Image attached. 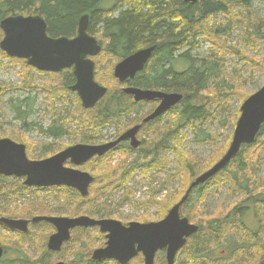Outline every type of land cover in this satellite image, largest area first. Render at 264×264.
Wrapping results in <instances>:
<instances>
[{"label": "trees", "instance_id": "obj_1", "mask_svg": "<svg viewBox=\"0 0 264 264\" xmlns=\"http://www.w3.org/2000/svg\"><path fill=\"white\" fill-rule=\"evenodd\" d=\"M253 3L264 4V0H198L194 4H187L184 0H0V22L11 16L39 14L48 23V32L52 37L73 38L76 36L80 17L89 15L90 33L93 35L99 31L103 32V37L109 39L105 49L112 52L117 63L140 50L156 47L149 67L138 76L134 84L142 89L176 92L184 97L181 104L171 113L170 121L165 122L162 118L143 125L141 133L144 131L148 133L141 135L140 148L136 151L131 148L121 151L120 154L128 157H125L116 169L110 167L116 155L109 158L107 163L105 162L107 156L95 159L99 165H93L92 168L99 173L95 176L94 184L85 198L72 189L39 190L24 186L22 179L0 176V219L4 217L32 220L35 217L52 215L53 209L41 200V192H45L46 196L56 202H63L61 211L70 218L86 215L99 216L103 219L107 217L108 212L101 198L113 197L121 190H126L124 198H128L130 190L127 187L139 171H143L144 176L157 169L162 173L166 172L168 176L160 184L162 187L173 182L181 183V186L187 184L190 187L198 177L212 169L227 151L220 155L223 156L219 160L202 162L189 156L183 145L187 134L196 132V123L206 124L207 121L213 120L208 111L209 107L218 102L226 103L230 98V95L224 96V92L209 97L208 91L212 88L211 80L217 82L219 77H222L223 82H226L223 69L218 67L220 66L218 58L222 60L221 54L230 48H226V43L220 39L225 35L227 42H231L233 27L241 20V15L245 14L237 11L239 8L247 12L246 21L253 27L248 29L252 35L251 39L245 35L242 42L246 43L247 47H254L258 41H253V36L264 40V34L259 32L263 22L255 23L251 18L250 10ZM222 18L228 20L226 34H223L220 27ZM198 38L209 41L213 48L218 50L216 57L200 67H196L197 62L190 56L191 51L198 46L196 43ZM2 39L3 33L0 30V42ZM0 59L9 60L19 66L18 77L21 80L19 87L0 84V114L4 105L2 98L7 93L17 90L28 94L43 92L46 93L44 103L47 113L54 119L47 130L41 128L39 131L43 136L53 140L52 143L42 145L40 154L37 153L39 144L21 130L4 132L3 136L26 146L27 155L31 160H45L68 148L58 146L59 150L52 149L56 140L61 138L69 140L83 138L86 144L94 145L105 128L117 127L122 133L128 125V122L125 126L121 125L122 120H129L133 115L137 119L140 115V107L137 106L142 104L130 105L127 96L120 89L123 85L113 77V85L104 86L108 89L106 97L93 110H85L79 97L71 91L75 84L72 69L58 74L41 73L29 67L23 60L7 57L1 50ZM248 63L253 64V61ZM2 66L0 64V68ZM259 66L261 73L264 74V67L261 64ZM96 71L98 72V68ZM36 75L46 78L37 84ZM95 79L102 85L99 82L101 80L99 73ZM229 84L227 91L233 94L236 89L232 86L233 82ZM252 95L239 100L244 103ZM73 96L74 101L71 99ZM239 117L240 111L235 125ZM27 127L32 129L35 125L30 124ZM151 132L153 135L149 139ZM202 142L212 144L214 139L208 135ZM263 152L264 125L255 144L244 147L225 170L191 192L181 208V215L198 226L199 231L179 252L176 262L184 254L187 264H264V175L260 179L256 178L257 162H264V158H260ZM133 153L138 154L137 159L129 163ZM151 155H154L151 162L147 164L141 162L146 156ZM169 155L175 160L176 171L172 169ZM226 183L233 192L243 193L244 198L227 214L212 216L201 207L211 190L219 189ZM55 191H59V195L51 194ZM147 193L150 196L149 200L142 203V207L146 210L155 206L161 216L160 220L164 219L185 196L179 201H174L176 194H168L158 201L157 197L162 193L160 189L153 187ZM26 197L29 198L27 201ZM11 203L15 204L13 208ZM82 206L86 207V211L81 212ZM67 207L71 208L65 211ZM250 217L251 222L255 219L257 227L254 229L248 227L245 222V219ZM37 228L40 231L43 228L45 232L54 230L47 223H39L31 226L29 233L25 235L11 232L0 224V247L5 251L0 264H51L60 253L56 255L47 250L38 257L30 256L31 248L39 239L33 234V229ZM91 231L97 230L78 229L73 232L76 236H72L71 242L63 248L65 250L68 247L72 254V260L66 264H98L91 261V253L105 244L95 246L94 243L88 248L84 246ZM97 235L101 239L105 238L101 234ZM142 262L143 258L140 256L130 264ZM110 263L115 264L114 262L103 264ZM156 264H166V258L159 255Z\"/></svg>", "mask_w": 264, "mask_h": 264}, {"label": "water", "instance_id": "obj_2", "mask_svg": "<svg viewBox=\"0 0 264 264\" xmlns=\"http://www.w3.org/2000/svg\"><path fill=\"white\" fill-rule=\"evenodd\" d=\"M198 0H184L194 4ZM89 17L79 22L78 35L74 39L51 38L47 34V24L40 16H11L0 22L3 39L0 50L9 58L23 60L26 64L43 73L58 74L72 69L75 84L71 91L76 93L85 110H93L107 95L108 89L95 80V65L91 58L98 56L102 48L97 40L87 33ZM156 47L138 51L125 58L115 68L114 76L124 84L132 81L144 71L152 58ZM123 92L133 96L136 103L160 101L158 108L144 124L156 120L183 101L181 94H165L158 91L127 88ZM231 145L222 159L209 171L198 177L189 187L182 200L175 205L167 216L159 222L141 224L138 222L124 226L115 220H95L89 217H37L31 222L26 220L0 219L6 229L27 234L29 224L45 222L53 226L55 233L49 238L47 248L59 253L64 244L71 240L76 229L98 228L106 237L104 248L93 252L91 261L103 263L115 261L118 264H130L142 255L144 264H155L159 252H166L167 264H175L178 253L196 235L199 227L181 216V208L187 202L191 192L215 178L236 159L246 146L256 143L264 125V85L241 106ZM140 126L134 127L118 140L105 145L78 144L52 156L33 161L27 156L26 146L10 139L0 140V176L24 179V185L30 188L47 189L65 187L76 190L83 198L89 195L94 178L86 172L66 167L87 164L95 157H103L109 151L128 140L134 149L140 147L136 136ZM0 247V260L4 256ZM56 264H65L59 262Z\"/></svg>", "mask_w": 264, "mask_h": 264}, {"label": "rangeland", "instance_id": "obj_3", "mask_svg": "<svg viewBox=\"0 0 264 264\" xmlns=\"http://www.w3.org/2000/svg\"><path fill=\"white\" fill-rule=\"evenodd\" d=\"M237 11L245 14L241 15V20L236 23L237 25H235V27H233L231 42H227V36L225 35L220 39L222 42L226 43V48H230V50H227V52H223L221 54V57H223L222 60L221 58H218L220 65L218 67L223 69V77L225 78L226 82H223L222 77H219L217 82L211 80L210 84L212 88L208 91L209 97L210 95L215 97V93L219 95V92H224L223 95H230V98L226 103L224 102L221 104V102H218L216 105H211L208 111L212 115L211 117H213V120L208 121L206 124L201 122L196 123V132H190L187 134L186 142H184L183 145V149L188 153L189 156L199 159L202 162H208L211 159H215L216 161L224 155L232 142L235 121L242 104L239 99H244L245 97L257 92L264 85V74L261 73V67L259 66V64H261V66L264 67V40H259L257 37L253 36L252 40L256 42L258 41L254 47H247L246 43L242 42V39L245 35L251 39L252 35L248 29H252L253 27H250L246 21L247 12L241 8H239ZM250 13L253 22H263V26L260 28L259 32L264 34V4L253 3ZM221 21L222 25L220 27H222L223 34H226L228 20L226 18H222ZM256 26H258V24H256ZM196 43L198 46L191 51L190 55L191 58L197 62L196 67L202 66L204 63H206L211 58L216 57L218 54V50H215L209 41L198 38ZM248 61H253V64H249ZM0 64L3 65L0 68V84L19 87L21 85V80L18 77L20 67L12 64L9 60L3 61L0 59ZM116 64L117 62H114L111 58H105L101 62L99 70L101 80L99 82H101L103 86H109L114 81L112 77L114 78V67ZM109 67H111L110 70ZM45 78L46 77L36 75L35 82L40 84ZM114 79L115 81L117 80L116 78ZM229 82H233L232 86L236 89L233 94L227 91L228 86H230ZM45 98L46 93L43 92H32L31 94H28L20 90L9 92L4 95L2 98L4 102L3 112L0 114V139H9L8 137L3 136L4 132L6 133L8 131L12 132L21 130V132H23L26 136H29L30 139L39 144L37 153L40 154L42 145L52 143L53 141L51 138L43 136L39 132L41 128L47 130L54 121L52 115L47 113L44 103ZM71 99L74 101V96ZM153 109L154 107L150 108V112ZM170 115L171 113L164 118L165 122L170 121ZM20 116L21 118H19ZM122 121L126 122V120ZM30 124H34L35 127L29 129L27 125ZM117 131V127L105 128L101 132V136L98 138L96 144L107 143V141L112 140L116 136ZM208 135L214 139V143L211 144L210 142H202L203 138ZM149 136L152 138V135L149 134ZM78 144L86 143L83 141V138H78L75 140L61 138L56 140V143L52 145V149L59 150L60 148L58 146L65 148ZM222 153L223 155L220 156ZM168 158L172 163V169L176 171L177 167L175 165L174 158L171 155H169ZM260 158H264V152L260 154ZM256 168L258 169L256 178L260 179L264 175V162L258 161ZM87 172H90V170H87ZM167 176L168 175L166 172L161 173L159 178L156 180V183H151L150 179H145L143 171H139L127 187L130 190V195L128 194V198H124L126 190H121V192L116 193L113 197L109 196L106 198H101V201L103 204H105L108 212L106 219L119 221L123 225H127L132 222L142 223L145 221H159L161 216L155 206H151L146 210L142 207V203H145L149 200L150 196L147 192H149L151 188L155 187L160 189L163 193L157 197L158 201H161L168 194H176L174 196V201H179L186 194L189 187L187 184L181 186V183L178 182H173L171 185L164 184L165 186L163 185V187L160 186V184L166 180ZM254 189L257 190L256 187ZM30 194L28 196H30ZM51 194L59 195V191L52 192ZM41 196V200L53 209V212L51 213L52 215L47 216L70 218V216L63 214V211H61V205L63 202H56L55 200L46 196L45 192H41ZM243 198V193L233 192L230 190V185L226 183L219 189L211 190L201 208L205 209L212 216L217 217L227 214L232 209V207L241 202ZM28 199L29 198L26 197L25 200L27 201ZM18 203L21 204L20 202ZM10 205L13 208L15 204L11 203ZM70 208L71 207H67L65 211L70 210ZM83 211H86L85 206L81 207V212ZM90 218L99 219V216ZM249 219L252 218L250 217L245 219L247 226L252 229L256 228L257 226L255 224V219L254 222H251ZM96 230V232L91 231L89 235L92 237L88 236L87 241L84 242L85 244L83 245L87 248L94 243L95 246H100L102 243L105 244V238H99L97 235L100 234L99 230ZM45 231L46 230L43 228L41 231L38 228L33 229V234L39 238L37 244L33 246L31 248L32 250L30 251V256H33V258L42 255L48 250V240L55 231ZM72 236L76 235L72 233ZM102 236L105 237L104 234ZM93 239L96 240L93 241ZM103 247H97L96 250ZM62 251L63 252H61L59 256L51 261V264H56L58 262H64L66 264L72 260V254L68 247ZM159 255L161 258H166L165 252H159L156 256V260L158 259ZM184 263L187 264L183 254L180 256L179 260L175 262V264ZM142 264H144V260Z\"/></svg>", "mask_w": 264, "mask_h": 264}, {"label": "flooded vegetation", "instance_id": "obj_4", "mask_svg": "<svg viewBox=\"0 0 264 264\" xmlns=\"http://www.w3.org/2000/svg\"><path fill=\"white\" fill-rule=\"evenodd\" d=\"M30 16H40V17H42V16L39 15V14H36V15H30ZM84 16H88V17H89V15H83V16L80 17V19H79V21H78V24H77L76 36L78 35L79 22H80L81 18L84 17ZM42 18L45 20L44 17H42ZM45 22H46V20H45ZM46 24H47V34H48V36H50L51 38H55V39L62 38V37H52L51 34L48 32V23L46 22ZM89 26H90V17H89V23H88V30H87V33H88L89 36H92L93 38H95V39L97 40L99 46L102 48L101 53H100L98 56H96V57H94V58H91L92 62H93L94 65H95V78H96V74H98V73H99V70H100L101 62H102L105 58H106V59H107V58H111L114 62H116V57H114V56L112 55V52H111V51H107V50L105 49L106 45H107L108 42H109V39L103 37V36H104L103 32H102V31H99L98 33H93V35H92V34L90 33V31H89ZM95 34H96V35H95ZM76 36H74L73 38H69V37H65V38H68V39H74ZM134 54H135V53H134ZM132 55H133V54H132ZM130 56H131V55H130ZM128 57H129V56H128ZM150 61H151V60H150ZM150 61H149L148 65L146 66V68L149 67ZM120 62H121V61H120ZM120 62H118V63L116 64V66H117ZM114 64H115V63H114ZM116 66L114 67V71H115ZM111 67H112V66H111ZM111 67H109V70L111 69ZM97 68H98V72L96 71ZM146 68H145V69H146ZM145 69H144V71H145ZM144 71H143V72H144ZM143 72H142V73H143ZM49 74H50V73H49ZM140 74H141V73H140ZM140 74H138L134 80H132V81H128V82L124 83V84H123L124 86L121 87V91L123 92V89H127V88H136V89H141V90H145V91H146L147 89L139 88V87H137V86L134 84L135 80L138 78V76H139ZM151 91H158V92H162V93H165V94H176V92H165V91H161V90H157V89H155V90H151ZM125 95L127 96V101L130 103V105H132V104H142L141 106H137V107H140V109H139V110H140V115H139V117H138L137 119H135L136 117H135V115H133V117L130 118L129 120H126V119H125L126 122L122 121V122H121V125L125 126L127 122H128V125L126 126L125 130H124L122 133H120L121 131H120V129H118V131H117V133H116V136H115L112 140L107 141V143H101V144H97V145H104V144H108V143L115 142L116 140H118L123 134H125V133L128 132L129 130L133 129L134 127L140 126V130H139V132H138L136 138H137V140L140 142V146H141V143H142V137H141V135L143 134V136H144L145 134L148 133V131H144V132L141 133L143 125H146V123L144 124V121H145L150 115H152L153 112L158 108V106L160 105V101H154V102H140V103H136V102L134 101V97H133V96H130V95H127V94H125ZM152 107H154V109L151 111V112H152V113H151V112H150V108H152ZM174 109H176V107L173 108L171 111L167 112L166 114L162 115L161 117L157 118V119H162V118L164 119L168 114L172 113ZM124 116H125V115H124ZM124 116H123V117H124ZM157 119H156V120H157ZM123 120H124V119H123ZM154 121H155V120H154ZM154 121H151V122H149V123H152V122H154ZM149 123H147V124H149ZM150 135H153V133L151 132ZM149 139H150V136H149ZM149 139H148V140H149ZM147 142H148V141H147ZM127 148H131V149H133L134 151H136V150H138L140 147L137 148V149L132 148V146H131V141L128 140V141L123 142V143H121L120 145H118L115 149L109 151V152H108L107 154H105L103 157H95V158H93V159L90 160L87 164H85V165H83V166H80V167H73V166H70V164H68L67 166H68V167H71V168H74L75 170H79V171H85V172H87V170H88V171L90 170V172H87V173H90V175H92V177L95 179V176L99 173V172L96 171L94 168H92L93 165H97V166L99 165V162H96V161H95L96 158H104V157L107 156V157H106L107 160L105 161V162L107 163V161H108L109 158H111L112 156L116 155V158L114 159V161L112 162V164H111V166H110L111 169H116V168L121 164V161H123L125 157H128V156H126L125 154H120L121 151L126 150ZM137 155H138L137 153H133L132 156L129 158V163H131V162H135L134 160L137 159ZM153 159H154V155L146 156V157L142 160V163H143V164H147V163L151 162ZM101 165H103V164H101ZM106 165H107V164H106ZM91 173H92V174H91ZM161 173H162L161 170H160V169H157V170H154L152 173H150V174H148L147 176H144V177H145V179H148V180L150 179L151 182L156 183V180L159 178V175H160ZM143 174H144V172H143ZM48 217H53V216H48ZM97 220H109V219H106V217H105V218H103V219H100V218H99V219H97ZM40 223H43V222H40ZM37 224H39V223H37ZM37 224H32V225H37ZM32 225H30V227H31ZM47 249H48V248H47ZM48 251H49V250H48Z\"/></svg>", "mask_w": 264, "mask_h": 264}, {"label": "bare ground", "instance_id": "obj_5", "mask_svg": "<svg viewBox=\"0 0 264 264\" xmlns=\"http://www.w3.org/2000/svg\"><path fill=\"white\" fill-rule=\"evenodd\" d=\"M212 19H213V18H212ZM151 113H152V112H151ZM207 122H208V121H207ZM207 122H206V123H207ZM3 218H4V217H3Z\"/></svg>", "mask_w": 264, "mask_h": 264}]
</instances>
